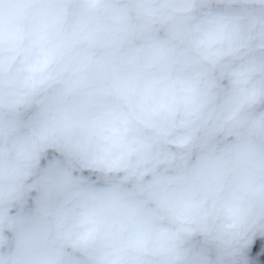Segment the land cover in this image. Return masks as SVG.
<instances>
[{
	"label": "clouds",
	"instance_id": "1",
	"mask_svg": "<svg viewBox=\"0 0 264 264\" xmlns=\"http://www.w3.org/2000/svg\"><path fill=\"white\" fill-rule=\"evenodd\" d=\"M264 237V0H0V264H252Z\"/></svg>",
	"mask_w": 264,
	"mask_h": 264
},
{
	"label": "snow or ice",
	"instance_id": "2",
	"mask_svg": "<svg viewBox=\"0 0 264 264\" xmlns=\"http://www.w3.org/2000/svg\"><path fill=\"white\" fill-rule=\"evenodd\" d=\"M252 248L257 253L252 264H264V237L255 238L252 242Z\"/></svg>",
	"mask_w": 264,
	"mask_h": 264
}]
</instances>
